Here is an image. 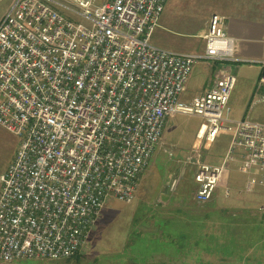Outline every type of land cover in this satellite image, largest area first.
<instances>
[{
	"label": "built area",
	"instance_id": "obj_1",
	"mask_svg": "<svg viewBox=\"0 0 264 264\" xmlns=\"http://www.w3.org/2000/svg\"><path fill=\"white\" fill-rule=\"evenodd\" d=\"M166 1H10L0 19V126L18 146L0 176V263L78 253L110 199L134 201L169 117L200 119L196 138L209 147L220 131L231 136L223 163L198 165L197 204L211 200L229 163L264 169V125L226 115L236 48L225 19L209 17L202 53H172L151 42ZM201 61L214 65L213 79L185 102Z\"/></svg>",
	"mask_w": 264,
	"mask_h": 264
},
{
	"label": "rangeland",
	"instance_id": "obj_2",
	"mask_svg": "<svg viewBox=\"0 0 264 264\" xmlns=\"http://www.w3.org/2000/svg\"><path fill=\"white\" fill-rule=\"evenodd\" d=\"M10 1L0 3V19ZM192 7L195 13L186 2L182 11L180 5L174 6L180 9L183 20L181 24L178 18L177 29L170 33L172 47L178 44L176 49H181L178 53H196L192 48L201 45V40L194 37L198 33L190 28L193 22L200 25L203 8ZM210 65L213 69L214 65ZM192 70L187 87L196 94L204 86L206 73L197 64ZM212 72L210 67L211 81ZM251 92L238 80L230 94L226 115L235 118L248 110L250 120L264 125V100L259 99L262 93ZM200 123L196 117H172L140 176L139 180L144 175L147 179L143 189L139 181L130 204L110 199L97 225L73 257L7 264H264V169L251 166L243 172L238 163H231L211 200L197 204L194 201L197 167L199 164L214 166L219 157L215 154L225 151L230 137L221 131L216 146L212 145L209 150L207 144L196 138ZM17 146L18 139L0 126V176L12 161ZM226 179L228 185H224ZM218 195L223 198L214 203ZM210 208L213 211L209 220L218 221V232L213 233L214 228L209 237L198 239L202 235V219ZM162 219L165 224L159 221ZM180 220L187 221V227L177 222ZM171 222L176 224V232L191 235L192 239L188 243H170L169 236L160 237L158 229L164 231Z\"/></svg>",
	"mask_w": 264,
	"mask_h": 264
},
{
	"label": "crops",
	"instance_id": "obj_3",
	"mask_svg": "<svg viewBox=\"0 0 264 264\" xmlns=\"http://www.w3.org/2000/svg\"><path fill=\"white\" fill-rule=\"evenodd\" d=\"M185 2L188 3V5L192 8L194 13L196 11L192 7V5H197L198 7L201 5L203 8V16H200V25L197 26L193 22L192 28H190V30L193 31L196 30V32L198 33L194 37L196 38L198 37V39L201 40V45L199 47L192 48L191 51L192 52L194 51L196 53L203 52L204 49L203 35L206 32V25L209 17L211 16V14L214 13L222 16L225 19V31L227 35L234 40L235 48H236L235 62L228 63L227 65V67L231 68L232 74L236 79L235 84L237 83L238 80H240L244 85L249 87L250 92L253 89L251 93L260 94L261 91L258 89V87H256V85L260 73L259 65L261 63H264V0H167L164 5L163 12L160 16L158 27L155 29L152 35L151 42L153 45L172 53H178L177 51H181V49H176L178 47V44H175L174 48L172 47L173 39L170 36V33H172L173 29L175 28L177 29L176 24L178 23V18L180 19V23L181 24L183 23V20L181 19V11L183 9V4ZM175 4L181 6V11L180 9H174ZM177 12L179 15L177 14ZM197 65H200L201 68L205 70L206 79L204 82V86L199 87L197 89L196 94H194V92L191 91L189 87H187L188 81L191 77L190 74L187 84L185 86V91L181 96V100L185 102H190L194 98L200 96L210 85L211 65L206 61H201L200 63H197ZM251 87L252 89H250ZM248 115L249 114L247 110L244 113L240 112L239 116H235V118L232 117L229 119L232 121L250 119ZM172 117H169L165 123V125L167 124L168 127L170 126V121ZM164 130H165V126H164ZM216 141L217 138L212 145H215ZM230 141H231V136L229 137V141L226 145L225 151H221L215 154V155H219V157H217L218 158L217 163H215L214 165H220L221 163L224 162L223 160L229 149ZM212 145L209 147V150L213 147ZM233 163H238L240 167V160H237L236 162ZM230 164L231 163L227 165L226 171L229 170ZM181 173H184V171H182ZM180 178L181 176L179 177V180ZM146 180L147 179L145 175L141 178V180H139L141 189H143ZM226 184H227V179L224 185ZM222 198L223 197L220 195L216 196V198L214 199V203L215 201L220 202ZM207 207H209V204L207 205ZM211 211H213V209L210 208L208 213L205 215L206 218L202 219L203 223L201 225V230H200L202 235L200 237L198 236V239L204 240L206 239V237H209L210 235L209 233H211L214 228L215 230H213L214 231L213 233L218 232L217 230V228L219 227L218 221H216L213 218L211 220L216 221V223L211 222L209 220L210 214H212ZM99 219L100 218L97 219L95 226L97 225ZM159 221L165 224V221H163V219ZM177 222L179 224L182 223L184 227H187L188 225V222L184 220H180ZM175 225L172 224L171 222L169 227L167 229H164V231H162L159 228L158 231L160 237L169 236L170 243H184V241L185 243H188V240L192 239L191 235L187 236L186 234L184 235L181 232H176L177 229L175 228ZM155 235L157 236V233H155Z\"/></svg>",
	"mask_w": 264,
	"mask_h": 264
}]
</instances>
